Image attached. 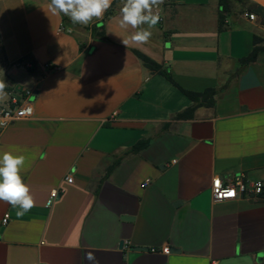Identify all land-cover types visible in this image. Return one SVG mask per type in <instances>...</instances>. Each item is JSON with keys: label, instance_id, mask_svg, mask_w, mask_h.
Segmentation results:
<instances>
[{"label": "crops", "instance_id": "0c3cea01", "mask_svg": "<svg viewBox=\"0 0 264 264\" xmlns=\"http://www.w3.org/2000/svg\"><path fill=\"white\" fill-rule=\"evenodd\" d=\"M49 4L0 0L2 55L33 109L1 131L0 153L26 157L35 201L23 217L0 202V264H264V200L210 190L264 184V49L246 61L264 45V0H230L220 31L219 0H164L147 44L120 27L121 0L86 26Z\"/></svg>", "mask_w": 264, "mask_h": 264}, {"label": "clouds", "instance_id": "9594fccd", "mask_svg": "<svg viewBox=\"0 0 264 264\" xmlns=\"http://www.w3.org/2000/svg\"><path fill=\"white\" fill-rule=\"evenodd\" d=\"M113 0H50L49 10L53 14L62 13L72 24L89 25L98 20L112 6ZM120 27L135 30L131 40L138 44H147L152 29L159 23L164 0H121ZM146 26V27H145ZM127 47L128 40H123ZM8 85L0 79V102L7 99ZM26 157L13 151L0 153V202L17 208L16 216L23 217L35 205L30 187L24 182L22 172L25 170ZM86 259L98 264L92 253Z\"/></svg>", "mask_w": 264, "mask_h": 264}, {"label": "built area", "instance_id": "2783aa9c", "mask_svg": "<svg viewBox=\"0 0 264 264\" xmlns=\"http://www.w3.org/2000/svg\"><path fill=\"white\" fill-rule=\"evenodd\" d=\"M249 20H254L253 14L246 15ZM62 30V28L60 29ZM30 91H22L21 100L19 103H14L12 106L3 109L0 112V133L9 124L20 121L27 120L33 117V109L31 103L27 100ZM68 183L72 182V177L69 175L65 178ZM212 200L214 202H222L227 200H264L262 193H264V184L261 182L249 183L242 177H237L232 181L223 182L219 178H214L210 185ZM59 194L58 190H52L49 194L47 200V206H50L52 202L57 198ZM6 219L3 220L5 222ZM150 252H160L161 254H169V248L167 246L161 249H150Z\"/></svg>", "mask_w": 264, "mask_h": 264}, {"label": "trees", "instance_id": "16d2710c", "mask_svg": "<svg viewBox=\"0 0 264 264\" xmlns=\"http://www.w3.org/2000/svg\"><path fill=\"white\" fill-rule=\"evenodd\" d=\"M237 1L240 2L241 0H237ZM219 8H220V12L218 15V29L220 31L222 26L225 24V19H226L227 15L230 13V0H219ZM109 14H111L110 11L107 13V16ZM258 43H264V40H261L257 37H254L253 44L256 45ZM261 49H264V45H262L260 47L255 46L252 49L251 53L246 58V61L253 60L255 55L257 54V52ZM136 55L143 62L144 66L147 69H149L152 73H156V74L162 76L168 82L175 85L170 73L166 69H163L160 65L156 64L155 62H153L152 60H150L149 58H147L146 56H144L138 52H136ZM181 92L183 93V95H185L191 101H195L198 98L205 100L208 97H210V95L212 94V91H210V90L205 91L202 94L188 92V91H184V90H181ZM192 110H193V108H189L187 111L183 112L182 114H179L178 117L179 118L185 117L186 115H189V113ZM262 196H264V193H262Z\"/></svg>", "mask_w": 264, "mask_h": 264}, {"label": "rangeland", "instance_id": "374dc122", "mask_svg": "<svg viewBox=\"0 0 264 264\" xmlns=\"http://www.w3.org/2000/svg\"><path fill=\"white\" fill-rule=\"evenodd\" d=\"M0 79H4L7 83L8 87L6 89L8 93V97L5 101L0 102V112L12 106L14 103H19L21 100L22 92L20 93L19 100L16 96L14 81H13V67L7 64L5 59L3 58L1 45H0Z\"/></svg>", "mask_w": 264, "mask_h": 264}, {"label": "water", "instance_id": "95a60500", "mask_svg": "<svg viewBox=\"0 0 264 264\" xmlns=\"http://www.w3.org/2000/svg\"><path fill=\"white\" fill-rule=\"evenodd\" d=\"M120 246L122 247V246H123V244L121 243V244H120Z\"/></svg>", "mask_w": 264, "mask_h": 264}]
</instances>
